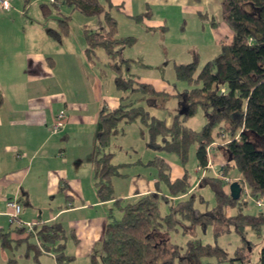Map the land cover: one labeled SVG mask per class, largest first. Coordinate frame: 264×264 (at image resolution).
Wrapping results in <instances>:
<instances>
[{
    "label": "trees",
    "instance_id": "16d2710c",
    "mask_svg": "<svg viewBox=\"0 0 264 264\" xmlns=\"http://www.w3.org/2000/svg\"><path fill=\"white\" fill-rule=\"evenodd\" d=\"M22 1L25 8L32 0ZM61 4L69 13L56 12L58 31L54 33L55 37L68 33V21L73 11L85 17L102 15L103 27L95 30L83 27L81 30L83 55L88 63L99 58L98 51L106 56L105 65L114 72L113 84L119 92V104L115 108L102 107L97 113L90 157L96 198L100 202L111 201L119 214L115 217L111 208L104 213L99 254H95L98 251L90 253V264H200L202 257H214L218 262L226 260V253L217 244L201 243L190 237L181 246L170 241L168 232L177 230L183 221H187L184 225L187 230L195 225L231 223L240 234L245 227L258 233L264 226V208L254 214L242 212L241 207L247 202L242 201L240 195L237 200L231 199L228 185L223 180L229 168L235 169L249 196L264 201V0L220 1V22L229 30L230 41L221 43L218 53L198 71L195 57L188 63L173 65L175 79L192 86L177 94L178 103L185 112H175L169 124L163 118L149 114L141 104L144 99L159 98L163 93L155 91L151 84L139 81L138 75L131 71L136 61L123 57L122 50L136 40L133 36H117L116 22L108 12L111 0H54L49 4L40 2L38 8L45 18L50 14V5L58 10ZM197 107L203 110L206 119L198 130H194L184 126L182 119L192 116ZM136 120L143 124L148 144L156 151L174 154L182 167L190 149L196 165L201 167L207 161L206 147L217 149L225 161L217 172L219 175L205 173L190 189L186 172L170 179L167 163L157 155L146 161V165L156 169V192L128 198L114 197L111 179L125 176L122 169L135 162L112 163V153L107 151L108 140L117 132L120 121ZM214 129L218 130L213 134ZM215 135L222 143L214 146ZM136 163L142 162L138 159ZM201 187H208L212 193L214 207L209 211L200 212L193 207L196 196L193 191ZM161 205L166 208L163 214ZM227 209L231 211L228 216L225 214ZM9 227L5 232L0 230L2 250L25 242L24 256L28 257L30 251L32 254V262L28 264H38L42 251L52 253L55 264L71 261L64 252L65 235L59 225L37 221L31 232L10 224ZM11 232H16L20 238H9ZM31 236L34 243L28 242ZM258 262L264 264V248L259 251ZM4 264L19 263L8 257Z\"/></svg>",
    "mask_w": 264,
    "mask_h": 264
},
{
    "label": "crops",
    "instance_id": "0c3cea01",
    "mask_svg": "<svg viewBox=\"0 0 264 264\" xmlns=\"http://www.w3.org/2000/svg\"><path fill=\"white\" fill-rule=\"evenodd\" d=\"M9 1L8 9H0V230L5 232L10 229L5 215V203L14 198L20 205L21 220L59 225L65 235V254L71 260H87L91 252L97 251L95 244L101 237L106 205V202H100L96 198L91 179L90 157L96 132L95 116L102 107L115 108L119 104L118 95L99 92L98 84L93 82L87 87L89 100H85L86 109L76 106L83 104L80 102L83 88L71 86V81L73 84L78 78L72 76L71 80L67 73L66 62H70L67 60L72 53L61 52L51 45L53 38L45 33L42 24L44 17L40 11L38 26L26 21L30 20L28 16L23 17L25 20L20 24L17 22L15 26L12 18L6 14L13 0ZM220 1L111 0L108 12L116 22L117 36H133L136 40L133 45L142 51L140 46L145 45L144 39H152L157 33L159 39H163L168 30L165 22L170 9L176 15L196 17L204 12H219ZM156 9L161 10L159 14ZM27 11L16 12L19 16H24ZM103 26L102 15H99L86 17L81 28L95 30ZM135 26H141L140 29L137 27V34L131 32ZM125 28L128 29L127 32ZM209 28L215 43L218 41L220 45L228 41L230 32L223 23L210 20ZM60 37L63 36L54 38ZM147 41L152 46L150 49L164 51V46L160 48L159 43L158 47L153 45L158 40ZM41 47L42 49H38ZM124 49L123 57L140 63L143 61L140 57L124 56ZM73 54V62L80 69L81 78L84 76L88 79L90 67H94L99 60L104 62L100 66L107 62L103 53L93 63L82 58L79 49ZM144 62L146 65L151 63L145 59ZM75 94L79 97L77 100ZM87 108H90L88 115ZM60 109L65 111V122L59 131L52 133V115ZM71 138L78 141V150L74 153H69L64 146ZM221 160L222 156L214 151L211 155L212 168L206 174L215 175L223 164ZM184 171L186 172L184 166L176 167L172 171L173 176L169 175L170 179L180 177ZM193 172V176H188L186 172L190 189L194 188L200 177L195 168ZM112 179L114 189L116 182L112 183ZM157 189V179L146 181L139 178L136 184L129 183L128 187L117 194L113 191V195L116 198H128L136 194L156 192ZM92 210L96 212L94 216H91ZM16 235V232H11L8 237L13 240L20 238ZM6 258L8 257L0 247V264H4Z\"/></svg>",
    "mask_w": 264,
    "mask_h": 264
},
{
    "label": "rangeland",
    "instance_id": "374dc122",
    "mask_svg": "<svg viewBox=\"0 0 264 264\" xmlns=\"http://www.w3.org/2000/svg\"><path fill=\"white\" fill-rule=\"evenodd\" d=\"M12 1V0H11ZM40 2H44L49 4L48 0H32L25 8L23 7L22 0H13L10 10L6 12L8 17L12 18L13 24L16 26L17 22L20 24L25 20L23 17L30 18V20H26L28 22H32L33 26H38L39 8L38 4ZM27 7L28 11H27ZM50 14L43 18V28L45 33L52 37L51 45L54 48H58L61 52H71V60H67L70 62H66L67 73L70 75L72 80V76H77L76 81H71V86L76 85L79 88H83L81 91V104L76 106L85 107V100L88 101V84H92L93 82L98 84L99 92L105 93L107 95H116L119 92L114 88L113 77L114 72L109 68L104 66H100L103 64L102 60L96 62V64L90 67V72L88 79L81 78L80 69L74 64L73 60L74 52H77L78 49L81 51V56H83V48L84 41L81 36V25L86 18L82 14L73 11L70 13V18L68 21V29L69 33L67 36L60 37V39L54 38V33L58 31L56 27V19L58 18L56 12H62L63 14H68L69 11L67 7L60 5L57 10L53 5H50ZM27 11L24 16H19L16 11ZM160 9H156L157 14L160 13ZM203 12V11H202ZM22 20V21H21ZM156 20V18H155ZM210 20L214 22H220L219 12H204L202 14H198V16L193 15H176L173 10L170 9L168 12V16H166V26L168 27L167 32L164 33L163 39H159V34L153 35L152 39L147 40H158L153 43L155 47H158V43L160 44V48L164 46V51L159 52L152 48L149 41L145 40L146 43L144 46H140L142 51L138 49V46L133 45L131 47L124 49V56H131L133 58L140 57L141 63L146 65L145 61L151 62L146 66H139L138 64H133L131 71L138 75L137 78H140L144 82H150L153 88L156 91H160L163 94L159 98L157 97H149L148 99H144L141 104L145 109L148 110L149 114H152L158 118H163L166 124L171 122L172 116L175 112H179L181 106L178 103V95L184 92V89L191 88L192 85H188L186 82L176 80L173 73V65L174 64H183L188 63L192 60L193 57L196 59V71H198L201 66L209 59L214 57L219 51L218 41L215 43L213 41V35L209 28ZM10 23H8L9 25ZM141 26H135L131 32H138V28ZM123 28H121V32H123ZM127 32L128 29L125 28ZM54 32V33H53ZM230 41V36L227 42ZM146 47V48H144ZM44 48L47 52V48ZM38 49H42L38 48ZM99 56L102 55L101 51L97 52ZM144 58H142V57ZM59 61V59H58ZM63 62V60H62ZM100 70V71H99ZM80 80V81H79ZM97 82H96V81ZM79 97L75 94V99L77 100ZM164 100V102H163ZM163 102V103H161ZM180 106V107H178ZM63 111L64 109H60L52 115V123L50 125L55 124V115L57 112ZM90 108H87L86 114L88 115ZM98 113V111H97ZM97 113L95 116V120L97 117ZM66 118V115H65ZM206 116L203 110L200 107H197L194 114L189 117H185L182 119V124L186 127L192 128L194 130H198L205 123ZM65 119L61 123L64 124ZM138 120L133 122H125L120 121L117 126V132L110 136L108 140L107 151L112 153L111 162L112 163H132L135 164L128 165L124 167L122 170L125 173L126 177L113 178V181L116 182V185L113 189L114 194H117L121 189H125L130 185L136 184L139 178L142 180H150L153 178L156 179V169L152 165H146V161L150 160L154 156H160L165 162L168 164L169 175L173 176V169L180 166L176 156L174 154H167L164 152L156 151L148 144V138L145 131V128L142 126ZM218 129L213 130V134ZM218 136H214L213 145H217L218 143H222ZM75 139V138H74ZM69 139L64 145L67 148L69 153L76 152L78 143L77 140ZM150 146L151 148H149ZM148 147V148H147ZM216 151L220 156H222V165H224V156L217 149H212L210 154ZM140 160L142 163H136V160ZM211 159V156H210ZM195 157L193 154V150L190 149L188 160L184 165V168L188 174V176H193L194 168H195ZM216 175V174H215ZM228 180L237 181L242 184L239 179V176H236L235 169L229 168L228 171L223 175ZM226 183V182H225ZM159 188H162L159 185ZM195 194L193 207L200 212L209 211L214 207V200L212 193L210 192L208 187L196 188L193 191ZM200 196L201 199L198 197ZM238 203H241V200H238ZM104 206V212L111 208L112 214L117 217L118 210L116 206H113L111 201L106 202ZM241 205V204H240ZM264 208V201L261 207H256L252 199L248 200L245 207H241V211L247 214H254L258 210ZM166 208L161 205L160 212L165 213ZM230 209L226 210V216L230 214ZM233 212V210H232ZM91 216H94L96 212L90 211ZM187 224V221H183L181 226H177V230H172L168 232V236L171 242L176 243L178 245H183L185 240L190 237L198 239L201 243L208 244H217L221 247L227 255V259L224 261L218 262L214 257H202L200 259V264H259V251L261 248H264V226L261 228V231L258 233H254L251 231L249 227H245L241 234L238 233L234 226L231 223L221 225V224H207L204 227L195 225L190 230H187L184 225ZM184 226V227H183ZM18 237V235H16ZM28 242L34 243V237H29ZM95 250L98 251L99 244H95ZM70 242L67 243V247L69 248ZM25 252V242L20 243L19 245L13 247L12 249L4 250V253L7 257L14 258L17 260L19 264H28L32 262V254L31 251L28 254V257L24 256ZM96 256L99 254V251L95 253ZM240 260L242 262H240ZM38 264H55L52 258V253L49 252H41L38 257ZM67 264H90L89 258L85 259H77L74 258L71 261L67 262Z\"/></svg>",
    "mask_w": 264,
    "mask_h": 264
},
{
    "label": "built area",
    "instance_id": "2783aa9c",
    "mask_svg": "<svg viewBox=\"0 0 264 264\" xmlns=\"http://www.w3.org/2000/svg\"><path fill=\"white\" fill-rule=\"evenodd\" d=\"M48 1L53 2L54 0H48ZM9 7H10L9 0H0V9H8ZM55 119H56L55 124L52 125V128H51L52 133H56L62 128L63 123H61V120L63 121L65 119L64 112L63 111L57 112L55 115ZM205 152L207 155L206 164L203 167L198 166V165L195 166V171L198 172L200 177H202L208 169L212 168V161L210 159L211 146L206 147ZM215 174L217 175L218 173L216 172ZM223 180L226 182L227 185H229L232 182V180H228L225 177H223ZM235 181L240 186L239 195L241 196L242 201L247 202L248 200L252 199L256 207H261L263 205L262 198H251L248 194V191L245 185L243 183L240 184L237 181V179H235ZM5 207H6L5 215L7 217V221L12 227L24 228L25 232H31L32 227L35 224V222L34 221H23L20 219L19 215H20L21 209L16 199L12 198V199L7 200L5 203Z\"/></svg>",
    "mask_w": 264,
    "mask_h": 264
},
{
    "label": "water",
    "instance_id": "95a60500",
    "mask_svg": "<svg viewBox=\"0 0 264 264\" xmlns=\"http://www.w3.org/2000/svg\"><path fill=\"white\" fill-rule=\"evenodd\" d=\"M185 112V108L183 106H181L180 110H179V114H183ZM228 191H229V195L231 197V199L233 200H237L239 197V193H240V186L236 181H232L229 185H228Z\"/></svg>",
    "mask_w": 264,
    "mask_h": 264
}]
</instances>
